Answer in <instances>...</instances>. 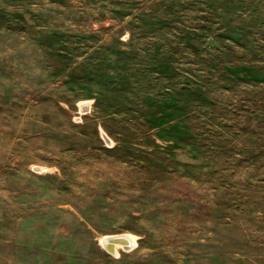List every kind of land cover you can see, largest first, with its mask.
I'll return each instance as SVG.
<instances>
[{
  "label": "rangeland",
  "instance_id": "rangeland-1",
  "mask_svg": "<svg viewBox=\"0 0 264 264\" xmlns=\"http://www.w3.org/2000/svg\"><path fill=\"white\" fill-rule=\"evenodd\" d=\"M0 264H264V0H0Z\"/></svg>",
  "mask_w": 264,
  "mask_h": 264
},
{
  "label": "bare ground",
  "instance_id": "bare-ground-1",
  "mask_svg": "<svg viewBox=\"0 0 264 264\" xmlns=\"http://www.w3.org/2000/svg\"><path fill=\"white\" fill-rule=\"evenodd\" d=\"M84 104H87V105H83V104L81 105L83 110L87 108L89 103L88 102H84ZM117 238L120 239L121 242L114 241V239H117ZM135 239H136V237L133 236L132 234H123L122 233L121 235H110V236H107L106 237V241H104V242H107L106 243L107 245H113V246H115L117 248L118 245H124L125 241L130 242L131 244H134V243H136Z\"/></svg>",
  "mask_w": 264,
  "mask_h": 264
},
{
  "label": "water",
  "instance_id": "water-1",
  "mask_svg": "<svg viewBox=\"0 0 264 264\" xmlns=\"http://www.w3.org/2000/svg\"><path fill=\"white\" fill-rule=\"evenodd\" d=\"M114 241L121 242V240L118 239V238L117 239H114ZM104 245L106 246V248L110 252L115 253V254L117 253V251L115 249V246H113V245H107L106 243H104ZM123 246H124L125 249H130L133 246V244H131L130 242L125 241Z\"/></svg>",
  "mask_w": 264,
  "mask_h": 264
}]
</instances>
